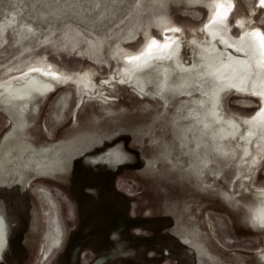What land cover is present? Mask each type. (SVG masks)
<instances>
[{"label":"rangeland","instance_id":"obj_1","mask_svg":"<svg viewBox=\"0 0 264 264\" xmlns=\"http://www.w3.org/2000/svg\"><path fill=\"white\" fill-rule=\"evenodd\" d=\"M104 6L115 15L104 18L92 0H0V82L35 70L65 80L40 103L31 129L36 144L74 136L92 120L93 130L111 132L73 155L67 173L39 179L22 169L0 183V214L7 219L9 241L0 264H118L140 254L133 241L143 246V263L175 264L172 260L177 259L179 264L184 260L200 264L196 250L178 238L177 219L196 225L206 248L223 261L264 264V231L249 221L250 203L259 204L264 193V46L254 36L264 33L261 0H119ZM19 25L30 26L22 41L17 37ZM208 26L219 28L232 41L252 36L257 55L253 67L261 73L244 90L228 92L220 103L225 117L242 126L238 144L246 122L262 116L235 181L234 171L216 156L202 175L186 171L189 159L177 148L174 153L184 159L178 166L159 156L148 167V159L159 155L160 142L174 137L169 113L147 93L132 86L118 90L96 86L94 94L111 97L105 104L116 113L95 119L99 110L88 104L98 101L85 96L78 105L86 93L83 80L91 77L94 84H101L130 66V59L148 52L182 42L183 62L189 64L192 45L207 40ZM35 31L40 36L52 32L47 39H37ZM207 52L203 45L192 52L200 77H193L198 83L189 91L201 93L194 102L204 109L207 94L200 90L207 88L203 83ZM176 57L171 54L166 65L180 71ZM148 67L143 78L156 73V66ZM254 77L252 73L250 78ZM202 107L194 109L206 117ZM11 127L9 116L0 111V142ZM195 127L209 134V126ZM116 149L125 154V162L107 159L106 153ZM153 251L161 257H146Z\"/></svg>","mask_w":264,"mask_h":264},{"label":"bare ground","instance_id":"obj_2","mask_svg":"<svg viewBox=\"0 0 264 264\" xmlns=\"http://www.w3.org/2000/svg\"><path fill=\"white\" fill-rule=\"evenodd\" d=\"M116 1L119 0H92V5L94 8H101V16L110 17V15L113 16L115 14L112 10L110 11V9L104 8L106 7L104 4H113ZM221 5H223L222 2ZM261 7L263 8L264 5ZM111 19L112 18H110V20ZM17 31V37L19 41H22L24 37L29 36L30 26L28 25L25 27L19 25ZM206 31L208 34L207 40L193 45L191 43L192 46L198 44V46L203 45L204 48L208 49L207 55H205L203 59L206 63V70L203 73V83L206 84L207 88L206 90H200L207 94L206 101L208 104L206 102V106H204L205 109L199 106L197 102H194V99L196 101V99L199 98L200 100L202 98V96H197L201 93L199 91L189 92L192 87L194 89L195 83H198L196 80H193V77H200V74L195 72V61L192 51L190 53V63L185 64L183 62L184 57L181 51L183 45L180 44L182 42H178L175 46L164 48L162 51L148 52L136 59H130V66L126 67L124 71L117 76L118 78L115 76L109 80L102 81L101 84H94L93 78L91 77H88L85 81L83 80L81 86L86 93L81 96L78 105L81 104L85 96L88 98L93 97L89 99L98 101L96 105L91 103L88 104L97 107L99 110V113L93 114V118L95 119L99 116H104V114L105 116H112L116 113L114 107L105 104L107 100H112L111 97L94 94L96 86L103 87V84H107L111 88L117 90L124 86H132L140 93H147L154 98V101L160 104L164 112L169 113L170 117L166 116V118L174 137V140L171 142H160L159 155L148 159L147 166L153 165V162L158 160L159 156L169 161L170 164H173V167L178 166L184 159L181 157V160L178 159L179 155L174 153L177 148L189 159L188 163H185L184 166L186 171L196 175H202L204 167H207L211 161L215 160L214 158L216 156L222 159L224 166L230 167L231 170L234 171L232 181H235L236 178L242 174V166L246 162L247 155L250 152V142L257 137L262 116L260 117V115H257L253 123L246 122L247 126L240 135L242 144H238L235 143V141L242 126L237 120L225 117L220 103L224 95L228 92L244 90L248 81L251 80L253 82L254 79L261 76V73L256 72L253 67V60L257 55L256 52L253 51L254 39L252 36L244 34L235 43H228L229 41L226 39L228 36L219 28L208 26ZM51 32L52 31L48 32V34L43 33V36H40L36 31L33 32V34L37 39L42 37L47 39L49 35H51ZM97 38L101 40V37ZM213 38L215 39L212 45ZM216 38H219L218 43L222 46L221 49L226 50L225 45H221V42L227 43L228 45L231 44L227 51L232 55L241 56L243 58L239 59L237 63H232L233 66L231 65L230 67V75H228L229 72L227 71L229 69H227V67H221L222 65H220L221 61H224L225 58L223 52L221 49L219 50L216 44ZM211 45L212 47L210 48ZM175 48H177V52L179 53L178 56H176L181 66L180 71H174L167 66L168 64L170 65L167 58L174 52ZM225 53L227 52H224V54ZM226 59L229 65L231 55L228 54ZM166 61L167 63H165ZM247 61L249 64H247ZM152 66H156V73L154 74L158 76L151 74V77L144 76L143 78V71L147 70V67L150 68ZM159 68L160 71L158 70ZM213 68L216 69L215 72H213ZM220 68L223 69L224 74H222L223 72H221ZM41 71L35 70L0 82V111L6 113L12 121L11 129L4 134L0 142V183L7 181V179L15 173H21L22 169L31 171L37 175L39 179L51 178L53 175L60 172L67 173L70 158L73 155L81 152L90 143L95 142L94 140L102 138L103 136H108L111 133L100 134L97 130H93L90 126H94L96 123L92 120L89 126L79 128L77 131L78 133L74 136L59 141L36 144L35 141L37 140L33 138L31 129L34 127L35 122L33 119L35 115H37L40 103L48 94L55 90L56 85H62L65 81L61 76H50ZM252 73H255L254 78H250ZM222 75L223 78L221 77ZM215 78L217 80L220 78L219 82L214 83ZM229 78H231V80H229ZM200 84H202V82H200ZM171 105L174 107L172 110H169L168 107ZM183 105H185L184 108H182ZM194 107H202L206 117L199 112L197 113ZM196 123H201L205 129L209 126L210 130L207 131L209 134H206V131L200 128H196ZM213 124H215L216 128L211 130V125ZM199 129L200 131H198ZM158 137L155 136V139L154 137L152 139L156 141ZM106 154L107 159L115 163L119 164L125 162V154H123L121 150H109ZM251 169L249 163L248 170ZM262 195L263 197H261V202L259 204L253 202L249 205V221L251 223L253 222L252 225L259 230L263 224L259 219L261 218L260 213L264 212V193ZM6 220L4 216L0 214V258H2L4 249L9 243ZM95 220L97 221V219ZM175 227L179 228L178 233L181 231L178 238L196 250L195 253L199 255L200 264H231L223 261L218 255H215L206 248V245L198 233L200 229L196 225L184 224L177 219L174 228ZM41 247L42 245L39 247V254L41 252ZM205 259H207V261H203Z\"/></svg>","mask_w":264,"mask_h":264},{"label":"flooded vegetation","instance_id":"obj_3","mask_svg":"<svg viewBox=\"0 0 264 264\" xmlns=\"http://www.w3.org/2000/svg\"><path fill=\"white\" fill-rule=\"evenodd\" d=\"M207 33V32H206ZM208 35V34H207ZM214 39L215 38H213V40H212V45H213V41H214ZM226 39L229 41L228 43H230V42H233V43H235L236 41H231L228 37H226ZM218 40H219V38H216V44L218 45V47H219V50L221 49V47L222 46H220L219 45V43H218ZM198 45V44H197ZM197 45H194V46H192V52L194 51V49H195V47L197 46ZM212 45L210 46V48L212 47ZM221 45H225V48H226V50H223V49H221V51L223 52V56H224V58H225V60L222 62L221 61V64L220 65H222L221 67H227V69H229V70H227L229 73H228V75H230V67H231V65L233 66V64L232 63H237V61L239 60V59H243L241 56H235V55H232L229 51H227V49L229 48V45L231 46V44H227V43H224V42H221ZM179 46V45H178ZM178 48H180V47H178ZM224 52H227V53H225L224 54ZM172 54H176L177 56H178V52H177V48H175L174 49V52H172ZM228 54L229 55H231V61L229 62V65H228V60L226 59L227 58V56H228ZM171 55V54H170ZM169 57V56H168ZM177 58V57H176ZM233 59V60H232ZM167 62V61H166ZM165 62V63H166ZM247 64H249V62L247 61ZM221 69V68H220ZM159 71H160V68L158 69ZM157 70V71H158ZM227 71H226V73H227ZM221 72H223L222 74H224V71H223V69H221ZM119 76V75H118ZM115 76L113 75L111 78H114ZM222 77H223V75H222ZM231 77V76H230ZM110 78V79H111ZM118 78V77H117ZM229 80H231V78H229ZM95 80H93V82H94ZM95 86V85H94ZM96 88V87H95ZM261 214V218H259L262 222H263V224H262V227H261V229H260V231H264V212H261L260 213ZM253 223V222H252Z\"/></svg>","mask_w":264,"mask_h":264},{"label":"crops","instance_id":"obj_4","mask_svg":"<svg viewBox=\"0 0 264 264\" xmlns=\"http://www.w3.org/2000/svg\"><path fill=\"white\" fill-rule=\"evenodd\" d=\"M132 243H133L132 247L135 249H138L140 254L139 255L132 254L126 258H123L121 260V262H119L118 264H126L127 262H128L127 264H149L148 262L143 263V246L142 245H138V246L135 245L134 241ZM146 257L153 260V259H156L158 257H161V253H158L157 251H153L151 254L147 255ZM124 261H125V263H124ZM172 261H174L175 264H179L177 259H175V260L173 259ZM181 264H186L185 260L181 261Z\"/></svg>","mask_w":264,"mask_h":264},{"label":"snow or ice","instance_id":"obj_5","mask_svg":"<svg viewBox=\"0 0 264 264\" xmlns=\"http://www.w3.org/2000/svg\"><path fill=\"white\" fill-rule=\"evenodd\" d=\"M261 4L264 5V0H261ZM220 14H221L220 11H218L217 15L219 16ZM254 36L256 37L258 41L261 42L262 46H264V33L256 32L254 33Z\"/></svg>","mask_w":264,"mask_h":264}]
</instances>
